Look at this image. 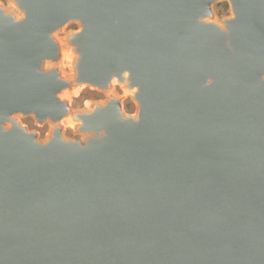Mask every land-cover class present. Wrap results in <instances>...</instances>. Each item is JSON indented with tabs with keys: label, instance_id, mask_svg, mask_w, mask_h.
<instances>
[{
	"label": "water",
	"instance_id": "water-1",
	"mask_svg": "<svg viewBox=\"0 0 264 264\" xmlns=\"http://www.w3.org/2000/svg\"><path fill=\"white\" fill-rule=\"evenodd\" d=\"M219 1L233 17L218 20ZM12 2L0 264H264V0ZM71 21L67 80L54 36ZM115 77L137 88V117L111 93L71 111L67 90L111 92ZM19 113L57 124L51 139ZM68 118L83 141L63 136Z\"/></svg>",
	"mask_w": 264,
	"mask_h": 264
},
{
	"label": "rangeland",
	"instance_id": "rangeland-1",
	"mask_svg": "<svg viewBox=\"0 0 264 264\" xmlns=\"http://www.w3.org/2000/svg\"><path fill=\"white\" fill-rule=\"evenodd\" d=\"M12 0H0V5L6 10V12H10L15 14L16 17L20 18L21 11L16 12V9L13 7ZM11 3V4H10ZM9 5V6H8ZM10 5L11 9H10ZM14 8V9H13ZM13 9V10H12ZM13 11V12H12ZM214 13L216 14L218 20L223 19L231 15V6L228 1H219L214 4ZM79 25L75 21H71L64 26L63 30L59 33H57L54 37L59 43V46L61 47V57L57 62H54V67L58 69L59 73L67 80H72L74 75H72V68L68 66V58L72 57V53L68 51L71 49L70 46L66 44V38L72 34L74 31L78 29ZM65 42H64V41ZM63 41V42H62ZM64 43V44H63ZM68 46H66V45ZM67 47V48H65ZM65 49V50H64ZM64 50V51H63ZM68 52V54H67ZM67 56V57H66ZM66 60V61H65ZM66 62V63H65ZM69 68H68V67ZM70 73V74H69ZM72 77H71V76ZM70 77V78H69ZM71 95L70 97V107L72 112H83L87 110V102L92 103H99L102 104L103 102L108 101L109 94H113L114 98H121L124 111L126 113L134 114L136 112V104L133 101L131 95L128 96L126 94L125 90L120 85H115L114 88L111 90V92L107 90H99V89H93L90 86L84 88L81 92H79L77 95H74L71 90H67L65 92V95L67 96ZM65 96V97H66ZM72 100V101H71ZM85 109V110H84ZM15 118L20 121L22 125H25L29 131L36 132L38 134V139L43 141L48 138L49 133L53 130V128L57 125L55 123H52L51 120H45L43 122H40L36 119L35 115L33 113L29 114H17L15 115ZM67 119L63 122V136L66 139H80L83 141L84 134L81 132H76L73 129H70L67 126Z\"/></svg>",
	"mask_w": 264,
	"mask_h": 264
},
{
	"label": "bare ground",
	"instance_id": "bare-ground-1",
	"mask_svg": "<svg viewBox=\"0 0 264 264\" xmlns=\"http://www.w3.org/2000/svg\"><path fill=\"white\" fill-rule=\"evenodd\" d=\"M12 3V2H11ZM10 3V4H11ZM9 6V5H8ZM11 6L12 5H10V9H11ZM14 7V6H13ZM15 8V7H14ZM13 8V9H14ZM5 9H7V8H5ZM12 9V10H13ZM16 9V8H15ZM13 12V11H12ZM16 12H17V9H16ZM16 14V13H15ZM18 14V13H17ZM16 14V15H17ZM231 17H233V13L230 15V16H228V18H231ZM220 24H221V22H219ZM64 41V40H63ZM62 41V42H63ZM65 42V41H64ZM64 44V43H63ZM66 45V44H65ZM67 46V45H66ZM68 47V46H67ZM67 47H65V48H67ZM65 50V49H64ZM63 50V51H64ZM69 51V50H68ZM67 54H68V52H67ZM73 55V54H72ZM67 57V56H66ZM68 58V61H70L71 60V58L70 57H67ZM66 61V60H65ZM66 63V62H65ZM70 63V62H69ZM68 63V66L69 67H72V66H70V64ZM46 66H48L49 67V64L47 65L46 64ZM67 66V67H68ZM68 67V68H69ZM70 74V73H69ZM71 76V75H70ZM127 76V75H126ZM72 77V76H71ZM70 78V77H69ZM113 81H114V84L115 85H119L120 84V82L118 81V79H116V77L113 79ZM89 85L88 84H79L78 86H76L75 87V91L73 92V94L74 95H77L79 92H81L84 88H86V87H88ZM122 87H123V89L125 90V92H126V94H128V95H132L134 98H135V96H136V93H137V88H135V89H133V90H128L127 89V83L126 82H124V83H122ZM67 94V93H66ZM71 95H68L67 94V96L65 97L66 99H69L70 100V97ZM72 101V100H71ZM92 105H95L94 103H92V102H87V105H86V107L88 108V109H90L91 107H92ZM85 110V109H84ZM133 117H137V114H133L132 115ZM67 121V126L69 127V128H71V129H74V130H77V125H76V123H75V120L73 119V120H71V119H67L66 120ZM8 124H11V123H8ZM10 126V125H9ZM51 136H52V133L48 136V138L47 139H45V142H47V141H49L50 139H51Z\"/></svg>",
	"mask_w": 264,
	"mask_h": 264
}]
</instances>
